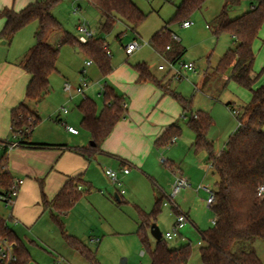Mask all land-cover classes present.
<instances>
[{
  "label": "trees",
  "instance_id": "trees-1",
  "mask_svg": "<svg viewBox=\"0 0 264 264\" xmlns=\"http://www.w3.org/2000/svg\"><path fill=\"white\" fill-rule=\"evenodd\" d=\"M61 0H34L20 11L1 9L0 18L4 20L0 31V40L9 44L17 32L35 24L34 44L28 49L18 65L29 76L24 101L10 112L11 133L15 144L13 147L27 149H48L55 147L50 144L33 143L30 139L34 128L39 124L40 117L28 109L25 102L38 104L49 93L50 76L56 72V62L60 47L66 43L73 44L82 50L91 63H94L101 76L107 77L113 69L107 45L102 38H91L80 44L77 38L66 32L52 15V10ZM100 16V30L108 34L117 22L123 21L131 29H136L145 21L144 14L132 0H85ZM209 0H181L175 8V21L181 24L201 11ZM242 0H223V6L208 26L213 35L222 33L232 38L233 46L218 60L214 71L218 77H226L224 83L232 81L251 93L250 102L241 107L242 116L236 120L239 125L228 137L217 156L213 155V145L207 140L211 126V117L205 112L191 113V99H187L169 89L164 90L181 106L187 127L194 135L193 150L207 153V162L211 165L216 179L213 184L214 200L209 206L215 223L200 233L202 245L199 258L202 264H262L254 251H238L240 243L261 241L264 243V198L256 199L257 188L264 183V84L258 88L254 85L258 75H253L254 63L253 44L264 23V0H248L251 7L242 15L231 19L229 12L239 6ZM58 35L57 45L50 44V38ZM171 32L162 28L149 39L150 47L166 60L177 63L185 54L179 42L171 39ZM119 38V37H116ZM166 47L169 49L167 50ZM137 74V82H151L162 88L144 63L132 66ZM102 108L97 111L96 102L84 98L77 105L81 115L80 127L89 134L90 145L87 150L96 151L108 137L117 122L123 117L125 109L123 99L114 90L105 85L101 92ZM227 107L230 108L228 104ZM232 110V108H231ZM31 120L27 121L26 116ZM243 118V120H242ZM178 126H170L155 142L157 148L165 147L173 138L180 136ZM7 149V146L4 147ZM77 153L85 154L80 150ZM0 163V196L14 195L17 186L13 177L6 169L5 151ZM84 182L76 177L69 179L51 201L41 195L44 210L49 211L50 218L59 230L68 248L78 253L89 264H99L95 253L89 250L78 238L67 234L64 230L62 217L80 198L82 190L86 195L90 187L79 189ZM14 200V198H13ZM117 201V200H116ZM117 204L120 202L117 201ZM162 199H157L150 212L138 208L140 224L137 234L149 256L150 264H188L191 256L189 244L178 248L170 247L168 241L161 238L150 247L147 232L161 211ZM0 239L8 240L14 249L17 260L12 264H28L31 260L29 252L21 241L0 218Z\"/></svg>",
  "mask_w": 264,
  "mask_h": 264
},
{
  "label": "rangeland",
  "instance_id": "rangeland-1",
  "mask_svg": "<svg viewBox=\"0 0 264 264\" xmlns=\"http://www.w3.org/2000/svg\"><path fill=\"white\" fill-rule=\"evenodd\" d=\"M32 1L34 0H0V8L8 7L21 10L26 3ZM132 2L147 15L145 21L136 31H133L125 22L119 21L108 34L102 33L99 13L85 0H61L52 10V15L62 28L74 38L78 37L77 26L80 24L86 25L93 32L94 39L102 38L107 45L113 70L120 65L132 67L137 63H144L150 72L157 75L153 76L159 82L162 90L170 87L182 97L191 99V113L193 115L201 111L211 117L213 123L209 129L208 138L212 140L213 148L222 147L238 126V121L232 110L226 107V104H233L231 108L242 116L241 107L247 105L251 99V93L248 90L232 81L227 82L226 88L221 93L216 91L217 81L222 83L215 73L214 67L219 58L230 48L231 42L228 34L222 33L215 36L208 26H211L210 21L219 14L222 8V0H209L201 11L189 19L192 25L186 29L175 21L174 7L181 0H132ZM247 8V0H242L239 6L229 12V17L231 19L238 17ZM35 28V24H32L21 29L5 48L12 53L19 42L29 40L30 45L34 44ZM162 28H166L177 37L180 46L185 49L181 62L193 63L195 72L184 71L179 63L174 64L171 69L167 60L156 54L150 47L148 43L150 37ZM134 39H136L139 47L131 54H126L125 48L133 43ZM57 42L58 35H53L50 38V44L55 46ZM76 48L75 45L69 43L60 47L56 72L49 79L51 90L40 103V122L34 128V130L37 128L34 133L40 136L37 138L43 141L38 143L44 144L49 139H53V131H57L60 138L61 132L66 134L67 131L62 123L66 120L67 124H72L80 133V138L88 136L89 134L80 127L81 115L77 110V105L86 97L97 102L99 108L102 105L101 92L104 84H108L107 78L101 76L94 63L87 66L90 60L82 50H76ZM253 51L255 55L253 72L258 75L254 88H258L264 84V23L259 31V39L254 42ZM158 66H163L164 71H159ZM176 71L180 72L182 76L179 81L170 77L171 72ZM199 83H202L201 92H195L194 85H199ZM66 85L69 86L68 89L65 88ZM79 87L82 88V93L77 91ZM214 91H216L215 95L220 93L219 97H215L216 100L211 99L207 94V92L212 93ZM62 109H66L68 114L64 115ZM26 120L30 121L31 116L27 115ZM179 128L182 133L181 139L176 138L174 143L162 148L159 160L156 162L157 173L160 175L159 183L152 182L147 177L142 179L132 170V173L127 177L123 178L120 174L119 177L122 180V189L125 194L120 199L121 203L117 204L114 199V186L102 173L97 181L99 186L93 187L88 195H86L85 190H82L80 198L62 217L65 232L86 241L95 253V259L99 264H150L146 249L137 234L140 224L138 209L146 213L152 210L154 205L153 189L155 192L156 189H159L161 194L164 193L165 196L169 194V182L165 175L162 177V174L174 175L160 162V158L174 162L177 166L176 169L184 177L191 176L194 186L200 184V181H204L202 183L213 188L215 175L211 176V172H208L204 167L199 169L195 163V158L191 154L187 155L183 145H180L183 143L185 147V144L188 143L187 140L193 137V133L187 127V118L181 119ZM35 138L36 136L31 134L30 139ZM62 139L68 140L65 136ZM206 166L209 165L206 164ZM207 175L208 178H205ZM203 178L205 179L203 180ZM99 191L103 192V196ZM203 196H206L203 192L195 194L192 191L179 194L174 200L177 205L176 210L170 203L167 206L161 204L160 213L151 223L155 224L161 235L164 236L165 233L173 231L177 211L188 213L190 220L179 230L180 236L167 242L173 248H178L183 244L190 245L191 256L188 264H202L199 258V248L203 244L200 233L213 226V214L206 204V200L204 202L198 201L199 198L204 199ZM164 200L166 201L165 197L162 198V203ZM2 204V208L6 209L4 203ZM45 219L48 220V217ZM54 230L58 232L57 227ZM91 239H98L99 242L91 241ZM147 241L150 247L154 246L155 240L149 232H147ZM58 249L67 254L69 263L86 264L81 256L73 253L64 243ZM236 250L254 251L264 264L263 242L255 240L240 243ZM58 255L54 248L42 247L39 251L33 250L30 256L32 262L29 264H56V261L66 264L60 260Z\"/></svg>",
  "mask_w": 264,
  "mask_h": 264
},
{
  "label": "crops",
  "instance_id": "crops-1",
  "mask_svg": "<svg viewBox=\"0 0 264 264\" xmlns=\"http://www.w3.org/2000/svg\"><path fill=\"white\" fill-rule=\"evenodd\" d=\"M30 3H26L24 6L26 7ZM4 8L14 10L13 8ZM4 8H0V10ZM250 8L251 7L248 3V8L243 13ZM14 11L17 12L20 10ZM3 25L4 20L0 18V31L3 28ZM258 39L259 34L256 40ZM28 41L29 40H25L21 43L19 42V45L12 51V53L5 48V46L8 45L7 43H5V45H0V163L1 158L3 157L2 154L5 151L6 169L13 177L14 181H22V183L17 186L18 189L13 202L6 209L2 208L3 204L0 202V218L5 220L7 226L21 241L30 256L32 255L33 250L39 251L42 247L54 248L57 250L61 261L66 264H73L69 263L67 260V254L58 249L62 247L64 241L59 230L57 229L58 232H55L54 229L56 225L50 218L49 211L43 209L41 195L43 194L47 201L53 200L65 183L69 179L76 177L80 178L85 184L84 186H79V189H84L86 187H90L91 189L93 187L97 188V186H99L97 184L98 178L101 177L102 173L104 174V170L107 168L115 171H119L122 168H129L130 171H134V173L142 179L147 177L152 182L159 183L160 175L157 173L158 168L156 169V162L159 160V154L162 148H157L155 142L170 126L175 125L179 127L181 119L185 117L180 104L167 92L151 82L138 83L137 74L133 68L129 65H120L116 67L111 74L105 77V79L107 78L108 84L105 83L104 86H110L114 92L123 99L125 113L114 126L108 137L101 143L98 150H87L90 142L89 135L80 138L79 132L77 135L61 132L60 138L57 131H53V139H49L47 143H44L54 145L55 147L41 150L11 147L10 144L14 142V138L11 133L10 112L13 108L24 101L25 90L29 82V76L18 65L28 49L33 46V44L30 45L31 43H28ZM230 42L231 48L233 46L231 37ZM151 74L157 76L152 72ZM253 75H255L254 72ZM219 79L222 84L217 81L216 91H220L221 93V91L226 88L227 83H223L224 80H226V77H219ZM222 87L224 88L222 89ZM200 88H202V83L194 85L195 92H201ZM50 90L51 88L49 89V93ZM169 90H171L170 87ZM216 91L212 93L207 92V94L211 99L216 100L215 97H219L220 94L215 95ZM41 102L38 104L31 103V105L29 102H25V105L39 116L41 113ZM228 104L231 109V105L233 104ZM228 104H226V107ZM96 105L97 111H100L102 105L100 108L97 102ZM63 114L67 115L68 111ZM66 121H62L64 127H73L72 124H67ZM212 123L213 122L211 121V126ZM36 129L31 133L34 134L36 138L31 141L35 143L43 142L41 139L37 138V136L39 138L40 136L34 133ZM181 134L182 133L177 137L178 139H181ZM64 136L68 140L64 141V139H62ZM71 137L77 139H71ZM193 140L194 135L192 139L190 138L187 140L188 143L185 144V147L183 143L180 145H183L184 151L185 153L187 152V155L191 154L195 158V163L198 165L199 169L204 167V169L211 172V176H213L212 168L209 167L210 164L207 162V153L204 151L195 152L192 147ZM207 140L213 145L212 140L208 138V133ZM5 146H7L6 150L4 149ZM222 147L214 149L213 155L217 156ZM80 150L85 151V154L82 155L77 153V151ZM166 162V167L173 173L172 168H176L177 166H175L172 161L166 160ZM206 164L209 165V168ZM132 171L126 176L121 175V177L124 178L129 176ZM164 175L169 182V193L170 184L172 183L174 176L165 173L162 174V177ZM187 178L191 187L181 191L179 194L190 191L199 194L201 191L197 193L194 191L199 184L194 186L191 181V176H188ZM205 178H208V175L205 176ZM205 178H203V180ZM200 182L202 183L204 181ZM114 191L115 201L117 200L121 203L120 199H122L124 195H120L118 189L115 187ZM99 193L103 196L102 191H99ZM153 197L155 203L157 199H162L165 195L164 193L161 194L159 189H156V192L155 189H153ZM206 198L207 196H205L204 199L199 198L198 201L204 202ZM182 199L184 198L182 197ZM185 214L189 221L190 218L188 213ZM45 217H48V220H46ZM79 240L91 250L90 245L87 244L86 241ZM91 241L99 242L98 239H91ZM64 245L66 246L65 243ZM73 253L76 252L73 251ZM31 262L32 260H30L29 263ZM56 264L61 263L56 261ZM86 264L89 263L86 261Z\"/></svg>",
  "mask_w": 264,
  "mask_h": 264
},
{
  "label": "built area",
  "instance_id": "built-area-1",
  "mask_svg": "<svg viewBox=\"0 0 264 264\" xmlns=\"http://www.w3.org/2000/svg\"><path fill=\"white\" fill-rule=\"evenodd\" d=\"M192 25V22L189 20H185L181 23V27L182 28H189ZM77 40L80 44H85L89 39L94 37L93 32L84 24H80L77 26ZM172 40L178 42V39L176 36H174L173 34L171 35ZM138 47V43L136 41V39L133 40V43L129 44L126 48H125V53L126 54H131L136 48ZM166 49L168 50L169 48L166 47ZM168 64L170 66V68L172 69V66L174 64L179 63L181 68L184 71H189V72H195V68H194V64L193 63H182L181 61L177 62V63H172L170 61H168ZM91 65V62L87 63V66ZM164 67L163 66H158V70L159 71H164ZM170 75V74H169ZM170 77L172 79H175L176 81L181 80L182 76L180 72H171ZM66 89L69 88L68 85H66L65 87ZM77 91L82 93V88L79 87L77 88ZM63 113H66L67 110L66 109H62ZM232 112L234 114V117L236 118L238 116V113L232 109ZM239 125V123H238ZM65 129L67 131V133L73 134V135H77L78 131L73 128V127H69V126H65ZM176 140V138H173L167 145L174 143ZM15 144L11 145V147H13ZM166 145V146H167ZM160 162L163 165H167V162L165 159L160 158ZM211 167V165L209 166ZM173 169V174H174V178L172 183L170 184V191L169 194L165 196L166 201L164 200V202L162 203L164 206H167L168 203H170L174 209L176 210L177 205L174 202L175 198L179 195V193L182 190L188 189L191 187V184L188 180L187 177H184L180 171L176 168H172ZM130 172L129 168H122L119 171H115L113 169L107 168L104 170V175L107 177V179L111 182V184L118 189L119 194L120 195H124L125 191L122 189L123 184L122 181L119 177V174L126 176L128 175ZM14 183L17 185H20L22 183L21 180H15ZM194 191L197 193L199 191L203 192L206 194L207 198H206V204L208 205V207L212 204L213 200H214V191L213 188L208 185V184H199ZM14 195L9 194L8 196H0V201L2 203H4V205L6 207H8L12 202H13V197ZM264 198V183H262L256 191V199H263ZM188 218L186 216L185 213L181 212V211H177V217H176V222L173 226V231L172 232H167L165 233L164 236H162V238H164L167 241L172 240L174 237H178L180 236L179 234V230H181L184 225L187 223ZM215 221L212 220V224H214ZM17 257L16 254L14 253V249L12 247V244L9 243L7 240H3L0 239V264H12L14 262H16Z\"/></svg>",
  "mask_w": 264,
  "mask_h": 264
},
{
  "label": "water",
  "instance_id": "water-1",
  "mask_svg": "<svg viewBox=\"0 0 264 264\" xmlns=\"http://www.w3.org/2000/svg\"><path fill=\"white\" fill-rule=\"evenodd\" d=\"M0 45H5V41H2L0 43ZM76 50H78L76 48ZM89 145L91 147H94V143L93 142H89ZM149 234L151 235V237L155 240V241H159L161 238H162V235L158 229V227L155 225V224H151L150 227H149Z\"/></svg>",
  "mask_w": 264,
  "mask_h": 264
}]
</instances>
